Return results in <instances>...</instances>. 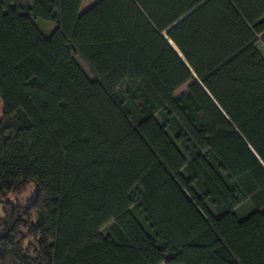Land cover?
Segmentation results:
<instances>
[{"label": "trees", "instance_id": "16d2710c", "mask_svg": "<svg viewBox=\"0 0 264 264\" xmlns=\"http://www.w3.org/2000/svg\"><path fill=\"white\" fill-rule=\"evenodd\" d=\"M81 6L0 0V264H264V0Z\"/></svg>", "mask_w": 264, "mask_h": 264}, {"label": "rangeland", "instance_id": "374dc122", "mask_svg": "<svg viewBox=\"0 0 264 264\" xmlns=\"http://www.w3.org/2000/svg\"><path fill=\"white\" fill-rule=\"evenodd\" d=\"M96 2H97V0H82L81 12H83L87 8L91 7ZM38 26L45 34H48L53 29V25L50 24V23L38 22ZM259 42H260V47H261V49L263 50V53H264V37L262 39H260ZM76 60L79 63V65L82 67V69L85 71V73L91 79H93V76L90 74L87 66L78 57H76ZM188 85L189 84H187L184 87H182L181 89H179L177 91V93L182 92L183 90H185V88ZM1 115H2V107H1V103H0V116ZM32 196H33V187L30 186V187H28V189L26 190V192L24 194L20 195L19 197L9 196L7 200H9L13 204H18L20 206H25L26 204L29 203V201L31 200Z\"/></svg>", "mask_w": 264, "mask_h": 264}, {"label": "built area", "instance_id": "2783aa9c", "mask_svg": "<svg viewBox=\"0 0 264 264\" xmlns=\"http://www.w3.org/2000/svg\"><path fill=\"white\" fill-rule=\"evenodd\" d=\"M1 251H2V247H1V242H0V254H1Z\"/></svg>", "mask_w": 264, "mask_h": 264}, {"label": "bare ground", "instance_id": "6f19581e", "mask_svg": "<svg viewBox=\"0 0 264 264\" xmlns=\"http://www.w3.org/2000/svg\"><path fill=\"white\" fill-rule=\"evenodd\" d=\"M171 44V43H170ZM172 45V44H171ZM172 47L174 48V46L172 45ZM175 49V48H174Z\"/></svg>", "mask_w": 264, "mask_h": 264}]
</instances>
